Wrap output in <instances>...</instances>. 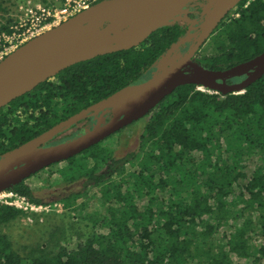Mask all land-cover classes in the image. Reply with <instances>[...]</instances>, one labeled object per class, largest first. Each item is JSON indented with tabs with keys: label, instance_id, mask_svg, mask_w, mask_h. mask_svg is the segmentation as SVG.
<instances>
[{
	"label": "trees",
	"instance_id": "obj_1",
	"mask_svg": "<svg viewBox=\"0 0 264 264\" xmlns=\"http://www.w3.org/2000/svg\"><path fill=\"white\" fill-rule=\"evenodd\" d=\"M10 2L0 0V17ZM232 12L210 37L214 50L203 62L212 69L264 51V0H241ZM5 17L0 44L16 23ZM186 33L187 26L176 20L137 46L75 62L14 98L0 108V154L145 80ZM196 85L177 86L148 113L136 150L115 158L100 141L57 170L65 181L83 184L60 197L65 207L81 210L85 202L73 205L91 188L100 205L83 216L91 232L77 234L72 248L57 240L54 252L44 244L21 253L3 228L28 212L0 203V264H237L234 258L264 264V241L252 242L264 238V163L254 169L244 164L253 150L264 156V74L239 93L206 92ZM6 189L45 205L27 184Z\"/></svg>",
	"mask_w": 264,
	"mask_h": 264
},
{
	"label": "water",
	"instance_id": "obj_2",
	"mask_svg": "<svg viewBox=\"0 0 264 264\" xmlns=\"http://www.w3.org/2000/svg\"><path fill=\"white\" fill-rule=\"evenodd\" d=\"M194 1L198 0H99L31 38L0 61V108L75 62L139 45L153 31L189 13L187 6ZM203 1L204 20L185 54H180L179 48L189 33L172 45L147 79L124 86L2 154L0 191L53 162L79 154L148 115L181 84L195 83L222 93H239L260 78L264 74V51L224 70H211L192 60L198 48L241 0ZM187 65L191 72L182 69ZM242 74H247L244 80L225 84L226 87L213 83L216 79L224 82ZM110 106L117 107V112L107 121L72 138L43 146L64 129ZM20 164H23L21 170H13Z\"/></svg>",
	"mask_w": 264,
	"mask_h": 264
},
{
	"label": "rangeland",
	"instance_id": "obj_3",
	"mask_svg": "<svg viewBox=\"0 0 264 264\" xmlns=\"http://www.w3.org/2000/svg\"><path fill=\"white\" fill-rule=\"evenodd\" d=\"M11 1L12 2L8 4L9 12L5 14H7L8 17H15L16 23H14L13 26L22 19L25 10L29 8L44 6L46 5V2H49V4H58L62 2V0ZM205 14L206 12L201 8L200 13L194 12L192 14V11H190L177 21L187 26V33L196 31L195 35H197ZM0 15H2V11H0ZM231 15H233V12H231ZM5 16L0 17V19L6 18ZM192 38L195 39L196 36H193ZM213 50L214 48L210 38L200 49L199 55L205 56L207 54H212ZM196 89L213 92L211 89L200 84H197ZM116 112L115 107L110 106L96 111L90 115V117L94 123H101L107 121ZM146 120L147 115L132 122L129 126L115 133L111 137L108 136L102 140L103 144L111 148L112 155L115 158L122 157L125 154L136 150ZM253 152L254 155L251 156V158L244 159V164L247 169H254L264 163L263 154L258 150H253ZM78 157L79 156H77L76 159ZM65 164L66 162L64 161L51 165L45 170L33 175L28 181V185L31 187L34 196L42 199L47 210H25L28 212L26 218L16 220L3 228L4 232L12 238L15 246L20 249L21 253H23L22 251H26L28 247H44V244L47 245L49 250L54 252L57 250V240H60L59 245L67 244L69 248H72L77 242L75 237L77 234L84 237L91 232L92 223L83 216L88 213L93 214L96 209H100L98 200L92 197L95 189L91 188L86 197H80L76 200V203L73 205L75 209L78 205L82 204V202H85L84 207L83 205L79 206V208L82 207L81 210H72L65 207L64 203L59 201L60 197L72 192L80 191L83 186L81 180L67 182L58 174L57 170L65 166ZM64 176L65 175L63 174V177ZM145 203L146 199L141 200V202L138 203L139 208H143ZM231 226L232 225L229 224V227ZM226 229H228V227H226ZM100 230L104 231L102 228ZM52 231L55 232L54 235ZM222 231L223 230L219 231L216 236H221ZM262 241H264V238L260 236H255L254 239H252V242L255 245L261 244ZM234 260L237 264H248V262L243 259L234 258Z\"/></svg>",
	"mask_w": 264,
	"mask_h": 264
},
{
	"label": "built area",
	"instance_id": "obj_4",
	"mask_svg": "<svg viewBox=\"0 0 264 264\" xmlns=\"http://www.w3.org/2000/svg\"><path fill=\"white\" fill-rule=\"evenodd\" d=\"M99 0H62L61 3L37 6L25 10L22 19L13 26L11 34L3 36L0 44V61L19 46L45 30L60 24ZM0 203L23 210H47L46 205L33 204L13 190L0 191Z\"/></svg>",
	"mask_w": 264,
	"mask_h": 264
},
{
	"label": "flooded vegetation",
	"instance_id": "obj_5",
	"mask_svg": "<svg viewBox=\"0 0 264 264\" xmlns=\"http://www.w3.org/2000/svg\"><path fill=\"white\" fill-rule=\"evenodd\" d=\"M204 3V1L203 0H198V1H194V2H192V3H190L188 6H187V8H188V11L190 12V11H192V14L195 12H197L198 11V9H197V7H201L202 6V4ZM237 6V5H236ZM202 8V7H201ZM236 8V7H235ZM235 8H233L232 10H234ZM232 10H230L229 12H228V14L227 15H230L231 16V12H232ZM219 25V24H218ZM217 27L218 26H216V28L215 29H217ZM214 29V30H215ZM214 30L212 31V33L214 32ZM190 35L188 36V38L185 40V42L182 44V45H180V48H179V50H180V54H185L186 52H187V50L189 49V47L195 42V39L194 38H192L193 36H196L195 34H196V31H192V32H188ZM212 33L210 34V36L205 40V42L198 48V50L194 53V55L192 56V60L193 61H196V62H198L199 64H201L202 66H204L205 68H208V69H211V70H221V69H212V68H210V67H208V66H206L205 65V63L203 62L204 61V57L205 56H209V55H211V54H207V55H205V56H201V55H199V51H200V49L204 46V44L210 39V37H211V35H212ZM185 72H191L192 71V68L190 67V66H184L183 68H182ZM156 70H157V68H156ZM155 70V68L150 72V74H149V76H151L152 75V73L154 72V71H156ZM224 70V69H223ZM250 72V71H249ZM148 76V77H149ZM147 77V78H148ZM247 77V74H242V75H236V76H234V77H230V78H226L225 80H224V82L221 80V79H216L213 83L215 84V85H220V86H222V87H226V85L225 84H235V83H238V82H240V81H242V80H244L245 78ZM146 78V79H147ZM197 86V85H196ZM222 90H224V88H222ZM212 91H214V92H218V90L216 91V90H212ZM141 119V118H140ZM103 122H105V121H103ZM103 122H101V123H103ZM101 123H94L93 121H92V118L90 117V116H88L86 119H83L82 121H80L77 125H73V126H71V127H69V128H66V129H64L61 133H59L58 135H56L54 138H52L51 140H49L47 143H45V144H43V146H48V145H52V144H56V143H58V142H60V141H64V140H66V139H69V138H72V137H74V136H76V135H78V134H80L81 132H83L85 129H87V128H92L94 125H99V124H101ZM131 124V123H130ZM128 126V125H127ZM126 127V126H125ZM122 129V128H121ZM121 129H119L118 131H116L115 133H117V132H119V131H121ZM115 133H113V134H115ZM113 134H111V135H113ZM20 145H22V144H20ZM19 146V145H18ZM2 156V154H0V157ZM71 158V157H70ZM67 159H63V160H61V161H56V162H53V163H51V164H49V165H47V166H45V167H43L42 169H40V170H38V171H36V172H34V173H32V174H30L29 176H27V177H24L23 179H21L20 181H18V182H16V183H13V184H11V185H16V184H19V183H24V184H29L28 183V181H29V179L33 176V175H35V174H37V173H39V172H41V171H43V170H45L46 168H48V167H50L51 165H54V164H57V163H60V162H64V161H66ZM22 166H23V164H20V165H18V166H16L15 167V169H13V170H17V171H19V170H21V168H22ZM11 185H9V186H11ZM31 188V187H30Z\"/></svg>",
	"mask_w": 264,
	"mask_h": 264
},
{
	"label": "bare ground",
	"instance_id": "obj_6",
	"mask_svg": "<svg viewBox=\"0 0 264 264\" xmlns=\"http://www.w3.org/2000/svg\"><path fill=\"white\" fill-rule=\"evenodd\" d=\"M115 108H117V107H115Z\"/></svg>",
	"mask_w": 264,
	"mask_h": 264
}]
</instances>
